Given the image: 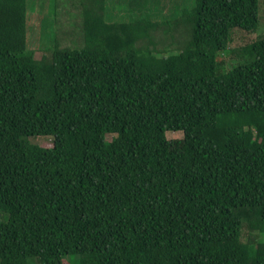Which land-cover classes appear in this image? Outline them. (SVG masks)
<instances>
[{"label": "trees", "instance_id": "16d2710c", "mask_svg": "<svg viewBox=\"0 0 264 264\" xmlns=\"http://www.w3.org/2000/svg\"><path fill=\"white\" fill-rule=\"evenodd\" d=\"M27 1L0 0V264H264L241 241L264 224V35L220 70L260 0H170L190 39L161 58L135 46L158 24L107 23L109 0H32L84 13L82 48L36 57Z\"/></svg>", "mask_w": 264, "mask_h": 264}, {"label": "rangeland", "instance_id": "374dc122", "mask_svg": "<svg viewBox=\"0 0 264 264\" xmlns=\"http://www.w3.org/2000/svg\"><path fill=\"white\" fill-rule=\"evenodd\" d=\"M70 0L69 2H73ZM184 6H188L190 11L195 7V0H185ZM70 10L65 7L63 10L60 8L53 9L50 6L39 10L36 8L35 1H27L26 10V33L28 32V48L35 53L36 57L41 56V50L53 51L54 48L66 49V48H82L84 46V32H83V11L75 10L74 5H70ZM78 12V13H77ZM104 21L107 23H129L136 19L145 18L151 22H155L158 25L154 29L150 30L149 38H145L139 45L135 43L137 47L149 48L154 51L156 57L170 56L178 54V52L184 50L189 43V24L183 20L181 27L174 29L168 27V23L180 18L184 15V12L173 10H148L146 8L132 9L124 6L119 0H109L106 6V11L103 12ZM181 13V14H180ZM142 15V16H139ZM146 16V17H145ZM258 19L261 20V24L258 30L254 33L245 32L240 29H232L230 32L231 41L228 48L231 50H238L252 43L258 36L264 35V0L259 1ZM172 29L168 33L173 37L166 41L168 35L164 33V28ZM239 52L231 51L229 55H225L223 59L222 72H227L234 68L237 64L241 63ZM168 139H175L181 137L179 132H167ZM111 140V135L106 136V141ZM32 143L40 145L44 148H50L52 146L51 138L37 137L30 138ZM253 238L255 244L257 242L264 244V224L257 231L250 233L246 227L241 229V241L246 243L249 238ZM63 264H76L77 261L72 257H64L62 259Z\"/></svg>", "mask_w": 264, "mask_h": 264}, {"label": "crops", "instance_id": "0c3cea01", "mask_svg": "<svg viewBox=\"0 0 264 264\" xmlns=\"http://www.w3.org/2000/svg\"><path fill=\"white\" fill-rule=\"evenodd\" d=\"M132 2H134V4L137 2V1H140V0H130ZM142 3H140V5L143 7V8H146L148 10H170V7H171V3H170V0H163L164 3H161V4H158V0H141ZM119 2L123 3L124 6H126L127 3H129L128 1H125V0H119ZM130 5V3L127 5V7Z\"/></svg>", "mask_w": 264, "mask_h": 264}]
</instances>
